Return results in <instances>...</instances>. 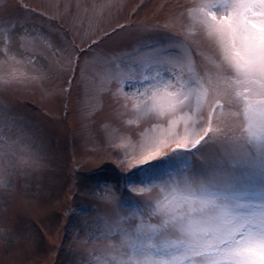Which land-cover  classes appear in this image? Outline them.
<instances>
[{
  "label": "rangeland",
  "instance_id": "obj_1",
  "mask_svg": "<svg viewBox=\"0 0 264 264\" xmlns=\"http://www.w3.org/2000/svg\"><path fill=\"white\" fill-rule=\"evenodd\" d=\"M189 2L0 0V264H89L103 244L119 242L106 239L114 213L140 208L133 191L154 172L182 167L172 159L130 175L98 167L85 170L93 175L76 172L92 159L135 156L163 138L165 117L137 119L133 101L117 95L136 91L139 65L110 53L163 46L166 34L181 32V7ZM13 22L29 33L22 47L15 37L9 42ZM120 25L127 27L89 48ZM188 55L201 76L212 72L206 44ZM74 69L77 79L66 92ZM127 127L142 134H127ZM101 178L116 190L101 193Z\"/></svg>",
  "mask_w": 264,
  "mask_h": 264
},
{
  "label": "snow or ice",
  "instance_id": "obj_2",
  "mask_svg": "<svg viewBox=\"0 0 264 264\" xmlns=\"http://www.w3.org/2000/svg\"><path fill=\"white\" fill-rule=\"evenodd\" d=\"M181 14V32L166 34L163 46L110 55L139 65L141 79L131 85L136 91L121 88L117 95L133 101L137 119L166 118L157 141L164 150L160 162L178 159L182 167L154 172L133 191L140 208L114 213L106 239L119 242L103 244L89 264H264V0H191ZM10 27L9 42L15 37L22 47L27 29L14 22ZM201 43L212 52L206 77L188 55ZM76 79L74 69L66 92ZM80 79H86L83 72ZM125 131L142 134V128ZM157 156L142 160L136 171L151 169ZM98 184L105 185L101 193L116 190L105 178ZM126 222L131 226H122Z\"/></svg>",
  "mask_w": 264,
  "mask_h": 264
}]
</instances>
